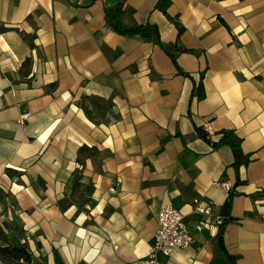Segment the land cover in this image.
Returning a JSON list of instances; mask_svg holds the SVG:
<instances>
[{"label": "crops", "instance_id": "0c3cea01", "mask_svg": "<svg viewBox=\"0 0 264 264\" xmlns=\"http://www.w3.org/2000/svg\"><path fill=\"white\" fill-rule=\"evenodd\" d=\"M158 1L0 0V264H130L164 204L195 239L172 264H226L221 179L226 249L264 264V0H171V18ZM118 6L123 28H152L119 33ZM197 128L234 131L248 164Z\"/></svg>", "mask_w": 264, "mask_h": 264}, {"label": "built area", "instance_id": "2783aa9c", "mask_svg": "<svg viewBox=\"0 0 264 264\" xmlns=\"http://www.w3.org/2000/svg\"><path fill=\"white\" fill-rule=\"evenodd\" d=\"M29 113H22L19 118V124L23 125L27 120ZM206 129L209 126L206 125ZM214 186H223L229 192L235 184L228 179L213 181ZM194 212L201 215H208L210 207L204 205L199 198L194 199ZM224 216L218 217V223L221 224ZM202 229L201 225L197 226ZM195 241L194 235L189 230L185 215L182 211L172 204L161 206L158 214L157 230L151 241L149 251L143 258L135 259L130 264H172L167 257L177 248H185Z\"/></svg>", "mask_w": 264, "mask_h": 264}, {"label": "trees", "instance_id": "16d2710c", "mask_svg": "<svg viewBox=\"0 0 264 264\" xmlns=\"http://www.w3.org/2000/svg\"><path fill=\"white\" fill-rule=\"evenodd\" d=\"M170 2H171V0H159L156 7L158 9H160L163 13H165L167 16H169L167 13V9L170 5ZM107 15H108V18H109L112 26L121 34L134 35L136 33L146 31V30H149L152 28V26H150V25H142V26H137V27H133V28H129V29L123 28L120 25L121 10H120L119 6L116 7L115 15H111L109 11H107ZM154 32H155L157 43H159L162 47H164V45L160 41L158 31L156 29H154ZM181 32H182V28L179 27V36H180ZM167 52L171 55L174 62L176 63L175 52H169L168 50H167ZM192 95L193 96L197 95L199 98H203L205 96L202 81H200L199 84L195 85V87L192 91ZM197 132L203 139L208 141L214 149H218L221 146H225V145L230 146L232 149L233 155H234V163L233 164H234L237 171H239V169L242 165L248 164L249 158L244 155L242 148H241L242 140L240 137H238L235 134L234 131H231V130L223 131L222 135L218 141L211 140L209 134L204 132L201 128H197ZM85 149H87V148H83V150H85ZM238 184H240V179H238ZM91 190L92 189L89 188V191H91ZM236 195H237V192L234 190L229 192L228 198H227V200L223 206L224 219L220 224L221 226H220L219 234H218V245H219L220 249L222 250L224 256L226 257V260H227L226 264H236V259H237L236 256H233L228 252V250L226 249L225 243H224L225 226L229 220L228 218L230 215L232 202H233V199ZM6 251H8L9 253H12L14 255V257L17 259L23 258L26 261H30V258H31L30 254L26 251L25 248L10 247V248L6 249Z\"/></svg>", "mask_w": 264, "mask_h": 264}]
</instances>
